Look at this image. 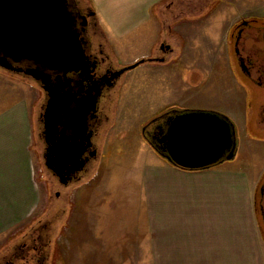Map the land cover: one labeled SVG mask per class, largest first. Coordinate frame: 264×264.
<instances>
[{
  "label": "rangeland",
  "instance_id": "1",
  "mask_svg": "<svg viewBox=\"0 0 264 264\" xmlns=\"http://www.w3.org/2000/svg\"><path fill=\"white\" fill-rule=\"evenodd\" d=\"M81 1L95 11L103 36L100 41L103 42L104 49L111 56L113 63L119 68L143 58L151 59L159 55L166 56L169 60H173L172 58L179 60L182 51L183 61L192 60V55H194V63H188L185 66L179 61H174V64H171L172 61H170L168 62L170 65L164 64L159 67L156 65L160 63H154L156 60H147L135 68L126 70L120 77L117 86L111 90L108 103L109 117L102 139L98 143L97 157L81 180L73 181L67 186L61 185L59 182L56 183L53 180L52 171L45 164L44 147L40 142L39 135V115L43 102V91L40 85L30 76L0 67V182L6 181V185H8L9 180L11 183L7 188L5 185L0 186V223L2 220L5 221L4 225L0 226V249L10 238L20 235L26 226L50 220L53 222L51 224L54 228L59 231V235L63 229L61 237L58 239V252L63 258V264H181L180 261L147 258L151 255L149 251L152 246L147 222L148 191L149 186L154 188L155 182L152 180L149 182L147 179L148 168L153 167V164L145 156L150 153L147 148L150 143L144 131L146 126L149 128L155 122L153 120L173 108L165 105L170 102L165 97V92L155 96L157 87L168 91L170 86L172 91H179L182 85L185 86L181 82L182 76L201 79L203 82L207 81L206 68L210 71L212 65L201 68L197 64L201 63L207 66L212 59L217 70L220 71L216 76L217 80L221 82H218V85L213 84L214 88L221 92V94L216 93L215 97L210 98L214 106H219V104L228 106L234 96L229 90L233 91L235 85L240 90L238 96L241 95L239 103H237L239 109L231 107L236 117L229 116L236 124L239 144L236 159L232 161L233 165H231L236 183L233 201L235 200L237 204L238 223L244 224L243 227L236 228L235 239L240 241L246 236L248 248V242L251 245V264H264V237L261 227L263 222L261 205L264 203V197L261 196L260 188H257L264 168V148L261 151L259 149L260 141L252 140L264 137V128L259 129L255 126L251 115L252 108L248 121L245 119L249 91L246 84L243 83V74L239 72L237 61L232 63L231 53L228 49L229 42L234 44V35L237 32V23L240 19L231 26L227 37H225L227 33H224V29L218 31L219 35L215 37V40L220 39V44L215 47L214 54H211V58L208 59V52L197 49L196 36L200 32L199 27L202 22H198L196 25L194 20L181 19L202 11L204 8H202L200 0H169L168 4L170 5L179 4L174 5L173 8L169 6V9H165L167 7L161 4H157L155 8L156 4H153L154 9L151 7L149 9L150 18L148 17L149 13H144L140 19L141 22L137 21V26H130L129 29H126L127 25L124 27L119 25L120 20L105 18L103 11L110 5V0ZM189 1L195 3L198 1L199 4H185L186 8L182 9L181 2ZM257 5L259 4L255 0L252 4V14L242 15L241 19L264 20V15H260V10L264 11V5L262 9L256 10L259 8ZM139 22L140 24H138ZM172 26L184 28L188 42L185 50L181 51V47L184 45L182 37L173 35L176 32L172 33L166 30ZM261 34L263 35V33ZM204 36L200 37L204 38ZM225 38L228 39V44L225 43ZM161 42H167L171 50H159ZM261 45L263 46L260 48H264V44ZM261 52L262 50L258 49L251 52L256 58L254 64L256 67L253 70L256 77L261 74L258 71L260 66L263 70L262 73L264 72V55ZM188 71L192 72L191 76H188ZM262 75L264 80V73ZM173 80L176 83H173ZM228 80H230L229 87L226 86ZM165 81H171L173 84L166 85L163 83ZM209 84L205 83L204 86L207 87ZM210 86L212 84L208 87ZM258 86L255 84L254 87L257 95L256 101L261 102L264 90L260 84ZM250 95L252 98L251 93ZM251 141H255V143L252 144ZM139 155L145 157L140 158ZM209 179L190 180L188 186H202L204 181V185H207L211 182ZM180 182L182 184L186 181ZM180 182L175 184V190L177 188L178 191H184L186 184L181 185ZM158 185L160 186L159 180L156 181V190ZM155 189L154 191H156ZM55 190L61 191L60 197L56 196ZM228 197L227 195L224 198L221 197L222 201L219 197L204 196L206 203H225L228 202ZM100 207L105 210L113 208L118 211L116 213L118 217L113 221L127 224V226L119 228V238L120 240L128 239L134 243L116 244L112 242L107 244V241L100 242L97 232H100L101 225L105 226L107 220L105 216L101 218V214L102 216L104 214H100ZM133 209L136 211L135 213H133ZM135 218L140 219L141 223L135 227H128ZM59 228L60 230H58ZM93 229L97 231L95 239L98 242L93 253L94 255L97 253L98 256L104 255L97 257L98 259L89 260L86 258L89 257L88 251H90V241L93 239L91 238ZM159 230L163 232L165 229ZM159 237L161 236L158 235V239ZM122 249L135 252V257L124 260L107 259L106 256H110L109 252L113 250L118 252ZM126 255L128 253H125ZM184 262L185 264L191 263L188 260ZM240 262L236 261L237 264ZM211 263L212 261L204 262V264Z\"/></svg>",
  "mask_w": 264,
  "mask_h": 264
},
{
  "label": "crops",
  "instance_id": "2",
  "mask_svg": "<svg viewBox=\"0 0 264 264\" xmlns=\"http://www.w3.org/2000/svg\"><path fill=\"white\" fill-rule=\"evenodd\" d=\"M168 1L169 0H110V5L103 11V14L106 19L120 20L121 22H119V25L122 27L127 25L126 29H129L130 26L135 27L137 21L142 19L144 13H149L148 17L150 18L151 13L149 12V9L150 7L151 9H154L153 4H156L155 8L157 7V4H161L164 7H167L165 9H169V6L173 8L174 5H179L177 3L170 5L168 4ZM200 2L202 8H204L202 11L198 12L196 15L186 16L181 19L194 20L193 22H195L196 25L198 22H202V25L199 27L200 32H198L196 36V40L198 41V48H196L200 49L201 51L208 52V59H210V55H213L215 52V47L220 44V39L217 38V40H215V37L219 35L218 31H220V29H224V33H227L225 37H227L229 34L228 32L235 21L241 19V17L247 13L252 14V4L255 2V0H200ZM191 3L197 4L198 1H196V3L191 1L181 2L182 9L186 8L185 4ZM256 3L259 4L257 5L259 8L256 10L263 8L264 0H256ZM260 13V15H264V11L261 12L260 10ZM140 22L138 24H140ZM166 30L171 31L172 33L176 32L173 35L182 37V40H184V45H182L181 51L182 49L187 48V34L185 33L183 27L178 28L176 26H172V28H166ZM202 35H205L204 38L200 37ZM227 40L228 39L225 38L226 44H228ZM182 57H184L183 51L181 53V59L179 60H176L175 58H172L173 60H169L165 57V60H156L154 63H160L156 65L159 67L164 66V64L170 65V63H168L170 61H172L171 64H174V61H179L185 66H187L188 63H194V55H192V60L186 59L183 61ZM211 65L212 68L210 71L206 68V73L208 74L207 81L203 82L201 79H192L188 77L185 78L182 76L181 82H183L185 86L183 87L182 85L179 91H172L170 86L168 91L161 90L159 87H157L154 93L155 96L165 92V97L170 100L169 103L165 104L167 106L173 107V110H171L169 115L182 112L185 109H205L216 110L223 112L224 114H227L233 118L236 117L231 107H234L233 109L236 110L239 109L237 103H239L238 100L241 95L238 96L240 94V90L238 89L239 87H237V85L234 84L235 87L233 91L229 90L232 92L231 95L234 94V96L231 98L232 102L228 103V106H222L220 104L219 106H214V104L211 102L212 100H210V98L216 96V93L221 94L219 89L214 88L213 85L220 82L217 80L216 76L220 73V71L217 70V67L214 65V61H212V59H210V62L207 66L201 63L197 64V66L201 68L208 66L210 67ZM190 71H188V76H191L192 74ZM172 82L176 83L175 80ZM172 82L165 81L163 83L170 85ZM181 82L178 81V83ZM205 83H210L209 85L212 84V86L208 87V85L205 87ZM229 84L230 80H228L226 86L229 87ZM166 117L167 116L163 117V119ZM161 121L158 120L155 123L160 124ZM251 142L252 144L255 143V141ZM149 143L150 145H148L147 148L150 153H147L145 156L146 159H148L150 163L153 164V167L150 166V168H148L149 170L147 172V179L149 182L152 180L155 183L154 188L149 186L148 191L149 210L147 222L150 232L149 240L152 246L150 247L149 251L151 255H149V257L147 256V258L154 260L165 259L171 261H180L181 264H185L184 261L187 260L191 262H189L190 264H204L205 261H212L211 264H237L236 261L238 260L241 261L240 264H251L252 251L250 242H248V248L247 237L245 236L243 240L237 241L234 234L238 226H244L243 223H238L236 214L237 204L235 200L233 201L236 192V183L235 175H233L235 173L234 171H231V165H233L232 161L236 159L235 157L237 154L232 159H225L223 162L208 168L185 169L174 165L171 160L166 158V154H168V152L160 148L159 141L157 142L158 144L155 145H152V142ZM259 144V149L262 151L264 148V143L260 142ZM161 150L163 153H161ZM139 156L140 158L145 157L143 155ZM150 159L153 161L151 162ZM156 165L159 166L157 167ZM199 178H205V180L210 178L209 181L211 182L207 185H204V181L202 186H188L190 180L193 181L194 179L196 180ZM158 180L160 182V186L158 185L156 190V181ZM180 181L186 182L181 184ZM179 182L181 185L186 184L184 191H178L177 188L175 190V184ZM6 184V181L0 182V186L5 185V188H7V186L9 187V184L11 183H9L8 180V185ZM154 189L156 191H154ZM225 195L229 196L228 202L225 203H206V198H204V196H214L219 197L222 200ZM100 208V214H104L103 216L101 214V218L105 216L107 220L105 221V226L101 225L100 232H97L96 230L94 231V229L91 232V238H93L94 241L93 239L90 241V251H88L90 258H86L89 260L98 259L97 257H102L104 255L101 254L98 256L97 253L96 255L93 253V249L98 243L96 241L97 239H95L97 238L96 232L99 234L101 243L102 241H107V244L112 242H115L116 244H125L128 242V244L134 243L133 241L128 239L126 240L124 238L123 240H120L118 230L122 226H127V224H119L113 221V219L118 217V214H116L118 211L113 208H107V210L102 207ZM135 212L136 211L134 210L133 213ZM110 218L112 219L111 221ZM4 223L5 221L2 220L0 226L4 225ZM138 223H141V220L135 218V220H133V222L129 224L128 227H135ZM92 228L94 227L92 226ZM162 228L165 229L163 232L159 230ZM93 233L95 236L92 235ZM158 235H160L162 239L161 237L158 239ZM125 253H128V255L125 256ZM134 254L135 252L122 249V251L118 252L113 250L109 252L110 256L108 257L107 255L106 257L107 259L124 260L134 258Z\"/></svg>",
  "mask_w": 264,
  "mask_h": 264
},
{
  "label": "water",
  "instance_id": "3",
  "mask_svg": "<svg viewBox=\"0 0 264 264\" xmlns=\"http://www.w3.org/2000/svg\"><path fill=\"white\" fill-rule=\"evenodd\" d=\"M68 0H0V67L21 71L18 64L30 61L25 74L42 81L49 98L45 109L44 153L46 166L66 183L82 171L92 145L88 114L96 108L101 82L94 77L96 62L86 53L77 18ZM148 59L124 66L116 74ZM151 60V59H150ZM57 71V85L52 81ZM80 71L90 82L89 104L71 107L70 72ZM158 141L166 158L185 169L208 168L236 155L234 122L216 110L185 109L168 115ZM159 151V149H158ZM96 150L92 152L94 154ZM163 153V152H162Z\"/></svg>",
  "mask_w": 264,
  "mask_h": 264
},
{
  "label": "flooded vegetation",
  "instance_id": "4",
  "mask_svg": "<svg viewBox=\"0 0 264 264\" xmlns=\"http://www.w3.org/2000/svg\"><path fill=\"white\" fill-rule=\"evenodd\" d=\"M69 8L73 11L77 18V27L81 32L83 37V43L89 58L96 62V68L94 70V77L99 78L101 82L100 93L96 99V108L88 114V130L92 132V145L85 152L86 157L89 158L85 168L74 174L72 179L64 183L61 179L54 174L52 177L56 183L67 186L73 181L81 180L89 169V166L93 164L94 159L98 155V143L102 139L103 131L105 130L108 121V103L111 97V90L114 89L122 74L117 75L116 72L121 69L113 63L111 56L107 54L104 49L102 39V32L98 26V19L96 17L95 11L89 6L85 5L81 0H68ZM237 32L234 35V44L229 42V53H231L232 63L237 61L240 73L243 74V83L246 84L248 89L247 96V111L245 113L246 121H248L249 112L252 108L251 115L252 120L255 122V126L259 129L264 128V97L261 102L256 101V93L254 90L255 84L258 86L260 84L264 90V80L262 67L258 68L261 73L258 77L254 76L253 70L255 69L256 58L252 55L253 50H262L264 55V48H260L264 44V20L244 18L240 19L237 23ZM263 33V35L261 34ZM168 51L171 47L167 42H161L159 45V50ZM166 56L159 55L154 60H165ZM234 57V58H233ZM236 57V59H235ZM33 65L32 62L26 60L18 64L22 70L18 71L21 74H25V70L28 66ZM240 65V66H239ZM57 71H52V81L54 85H57ZM27 75V74H25ZM28 76V75H27ZM71 77L72 86V96L73 102L71 107L78 106V101L82 104H89L90 97L93 92L88 91L91 86L90 82L84 80L80 74V71H73L69 73ZM32 77V76H30ZM33 78V77H32ZM37 81V80H36ZM258 84H257V83ZM43 91V102L41 104L40 115H39V135L40 142L44 147V153L48 146L45 139V109L48 103V94L43 87L42 81H37ZM260 86V87H261ZM259 87V86H258ZM250 93L252 94V98ZM252 99V100H251ZM171 108L169 111L163 114V116H168L171 113ZM163 116L153 120L157 122L162 120ZM166 119V118H165ZM165 119H163L160 124L153 123L149 126V129L145 130L147 138L154 143L158 144L159 130L164 124ZM251 120V121H252ZM254 136V135H253ZM252 140H257L264 143V137L253 138ZM237 146H239L237 141ZM96 150L94 154L92 152ZM236 158V157H235ZM257 188L261 190V196L264 197V168L262 175L257 183ZM56 196H61L60 190H55ZM264 200V198H263ZM57 207V206H54ZM261 218L262 223V235L264 237V203L261 205ZM44 222L36 223L35 225L26 226L24 231L20 235L14 238H10L2 248L0 249V264H63L62 256L58 252V239L61 237L58 234L57 228H54L52 221L48 220ZM60 230V228L58 229Z\"/></svg>",
  "mask_w": 264,
  "mask_h": 264
},
{
  "label": "trees",
  "instance_id": "5",
  "mask_svg": "<svg viewBox=\"0 0 264 264\" xmlns=\"http://www.w3.org/2000/svg\"><path fill=\"white\" fill-rule=\"evenodd\" d=\"M147 129H149L148 126H146V130H147ZM236 150H237V148H236ZM161 153H162V150H161Z\"/></svg>",
  "mask_w": 264,
  "mask_h": 264
}]
</instances>
